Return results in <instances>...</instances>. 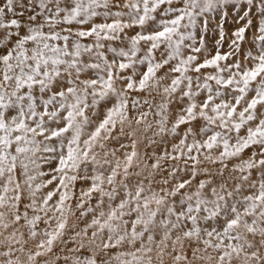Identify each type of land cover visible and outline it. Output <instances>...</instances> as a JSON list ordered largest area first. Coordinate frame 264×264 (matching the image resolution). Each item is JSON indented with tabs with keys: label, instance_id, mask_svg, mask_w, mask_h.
Listing matches in <instances>:
<instances>
[{
	"label": "snow or ice",
	"instance_id": "6c2138e0",
	"mask_svg": "<svg viewBox=\"0 0 264 264\" xmlns=\"http://www.w3.org/2000/svg\"><path fill=\"white\" fill-rule=\"evenodd\" d=\"M0 264H264V0H0Z\"/></svg>",
	"mask_w": 264,
	"mask_h": 264
},
{
	"label": "rangeland",
	"instance_id": "374dc122",
	"mask_svg": "<svg viewBox=\"0 0 264 264\" xmlns=\"http://www.w3.org/2000/svg\"><path fill=\"white\" fill-rule=\"evenodd\" d=\"M210 15L212 16V22H213V25H214L215 20H216V15L214 13L210 14ZM229 23H231V22L229 21Z\"/></svg>",
	"mask_w": 264,
	"mask_h": 264
}]
</instances>
